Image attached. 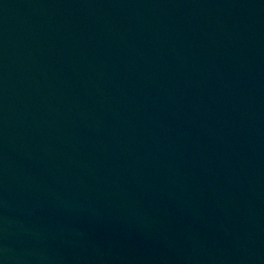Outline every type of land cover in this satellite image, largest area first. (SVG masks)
Here are the masks:
<instances>
[{
    "label": "water",
    "instance_id": "95a60500",
    "mask_svg": "<svg viewBox=\"0 0 264 264\" xmlns=\"http://www.w3.org/2000/svg\"><path fill=\"white\" fill-rule=\"evenodd\" d=\"M0 264H264V0H0Z\"/></svg>",
    "mask_w": 264,
    "mask_h": 264
}]
</instances>
